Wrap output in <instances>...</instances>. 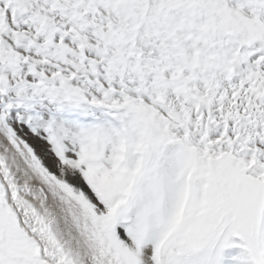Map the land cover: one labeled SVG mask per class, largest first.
I'll return each instance as SVG.
<instances>
[{"label":"snow or ice","instance_id":"obj_1","mask_svg":"<svg viewBox=\"0 0 264 264\" xmlns=\"http://www.w3.org/2000/svg\"><path fill=\"white\" fill-rule=\"evenodd\" d=\"M0 264H264V0H0Z\"/></svg>","mask_w":264,"mask_h":264}]
</instances>
